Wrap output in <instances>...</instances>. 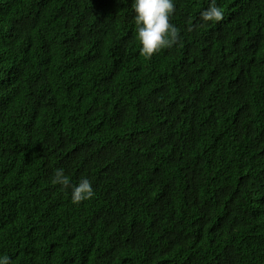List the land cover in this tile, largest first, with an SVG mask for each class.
<instances>
[{
	"label": "trees",
	"instance_id": "trees-1",
	"mask_svg": "<svg viewBox=\"0 0 264 264\" xmlns=\"http://www.w3.org/2000/svg\"><path fill=\"white\" fill-rule=\"evenodd\" d=\"M210 2L149 58L133 0H0L10 264H264V0Z\"/></svg>",
	"mask_w": 264,
	"mask_h": 264
},
{
	"label": "clouds",
	"instance_id": "clouds-1",
	"mask_svg": "<svg viewBox=\"0 0 264 264\" xmlns=\"http://www.w3.org/2000/svg\"><path fill=\"white\" fill-rule=\"evenodd\" d=\"M133 9L142 55L150 58L162 49L178 43L179 29L170 23V17L175 11L174 0H133ZM200 17L204 22H219L224 17V11L216 0H211L209 6L200 12ZM52 183L70 188V198L74 204L90 200L95 195L88 178H82L73 185L62 168L55 171ZM0 264H10V257L0 255Z\"/></svg>",
	"mask_w": 264,
	"mask_h": 264
}]
</instances>
